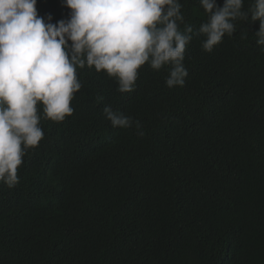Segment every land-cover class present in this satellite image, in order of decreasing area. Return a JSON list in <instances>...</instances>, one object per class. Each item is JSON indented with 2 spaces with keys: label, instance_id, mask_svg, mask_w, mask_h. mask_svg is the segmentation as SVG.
Here are the masks:
<instances>
[{
  "label": "trees",
  "instance_id": "obj_1",
  "mask_svg": "<svg viewBox=\"0 0 264 264\" xmlns=\"http://www.w3.org/2000/svg\"><path fill=\"white\" fill-rule=\"evenodd\" d=\"M179 2L181 31H197L200 0ZM36 8L69 18L62 0ZM234 23L210 53L193 36L182 87L166 86L170 66H142L130 93L77 68L73 114L56 123L41 107L19 183L0 182V264H264V53L259 21ZM105 106L133 125L112 127Z\"/></svg>",
  "mask_w": 264,
  "mask_h": 264
},
{
  "label": "clouds",
  "instance_id": "obj_2",
  "mask_svg": "<svg viewBox=\"0 0 264 264\" xmlns=\"http://www.w3.org/2000/svg\"><path fill=\"white\" fill-rule=\"evenodd\" d=\"M68 19L52 23L38 14L37 0H0V182L19 183L18 168L29 149L43 139V119L63 122L73 114L71 101L82 85L77 68H94L115 79L120 93L134 90L139 70L170 66L169 88L184 86L186 46L203 35L202 49L212 52L235 21H259L256 44L264 53V0L246 12L244 0H200L207 21L194 32L184 22L179 0H62ZM71 42V43H69ZM112 127L126 129L133 119L103 109ZM137 134L139 121L135 122Z\"/></svg>",
  "mask_w": 264,
  "mask_h": 264
}]
</instances>
